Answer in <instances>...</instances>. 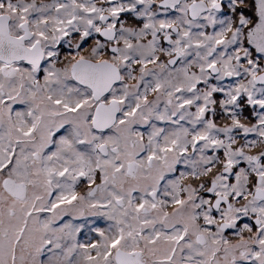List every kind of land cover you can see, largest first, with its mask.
Listing matches in <instances>:
<instances>
[{"label":"snow or ice","instance_id":"snow-or-ice-1","mask_svg":"<svg viewBox=\"0 0 264 264\" xmlns=\"http://www.w3.org/2000/svg\"><path fill=\"white\" fill-rule=\"evenodd\" d=\"M0 264H264V0H0Z\"/></svg>","mask_w":264,"mask_h":264}]
</instances>
